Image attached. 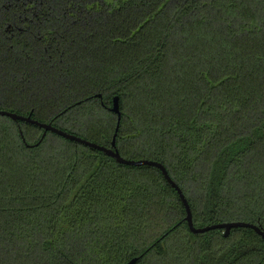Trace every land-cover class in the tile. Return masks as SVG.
Segmentation results:
<instances>
[{"label": "trees", "instance_id": "trees-1", "mask_svg": "<svg viewBox=\"0 0 264 264\" xmlns=\"http://www.w3.org/2000/svg\"><path fill=\"white\" fill-rule=\"evenodd\" d=\"M0 110L264 231V0H0ZM44 134L0 116V264H264L159 168Z\"/></svg>", "mask_w": 264, "mask_h": 264}, {"label": "water", "instance_id": "water-1", "mask_svg": "<svg viewBox=\"0 0 264 264\" xmlns=\"http://www.w3.org/2000/svg\"><path fill=\"white\" fill-rule=\"evenodd\" d=\"M112 110H113V112L118 114V119H119L118 120V126H117V131H118L119 123L121 120V111H120V104H119V98L118 97H115V99H114V104H113ZM0 116H7V117L12 118L15 121H23V122H27V123L36 125L40 128H43L45 130V134L48 131H51V132H54L60 136L65 137L69 140H73V141H76L78 143L89 146L91 148L100 150V151L104 152L107 156H110V157L116 159V161L118 163L123 164V165L137 166V167H139V166H152V167L159 168L163 172L166 180L179 193L180 198L182 199V201L186 207V210H187L188 225L194 234H202V233H205V232H208L211 230L224 229L225 230V236L228 237L233 228H250V229L255 230L264 239V231L259 226L255 225V224L247 223V222H230V223L211 225V226H207L204 228L195 227L194 221H193V213L191 210V206H190L187 198L185 197L183 191L181 190V188L172 180V178L168 174L165 166L159 162L151 161V160H138V161H136V160L125 159L124 157L121 156V154L118 152V150L116 148V141H115L116 135H115L114 140L112 142L111 148H108V147L93 143L91 141H88L86 139L80 138L78 136L69 134L63 130H60V129L54 127L51 123L46 124V123H42V122H39L37 120H34L31 116H22V115H19L17 113H12L9 111H2V110H0ZM136 261H137V259H134L130 262V264H134V263H136Z\"/></svg>", "mask_w": 264, "mask_h": 264}]
</instances>
